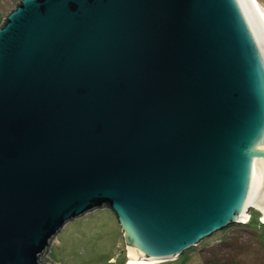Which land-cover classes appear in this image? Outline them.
<instances>
[{
	"label": "water",
	"instance_id": "95a60500",
	"mask_svg": "<svg viewBox=\"0 0 264 264\" xmlns=\"http://www.w3.org/2000/svg\"><path fill=\"white\" fill-rule=\"evenodd\" d=\"M18 2L0 26V264H56L63 226L103 207L126 253L167 261L264 220L248 0Z\"/></svg>",
	"mask_w": 264,
	"mask_h": 264
},
{
	"label": "rangeland",
	"instance_id": "374dc122",
	"mask_svg": "<svg viewBox=\"0 0 264 264\" xmlns=\"http://www.w3.org/2000/svg\"><path fill=\"white\" fill-rule=\"evenodd\" d=\"M264 10V0H257ZM18 0H0V26ZM250 210L245 223L231 224L180 257L155 264H264V224ZM56 264H124L127 253L115 215L103 207L69 221L44 255Z\"/></svg>",
	"mask_w": 264,
	"mask_h": 264
},
{
	"label": "bare ground",
	"instance_id": "6f19581e",
	"mask_svg": "<svg viewBox=\"0 0 264 264\" xmlns=\"http://www.w3.org/2000/svg\"><path fill=\"white\" fill-rule=\"evenodd\" d=\"M248 1H249V4L251 5L252 9L264 19V10L260 6L259 2L257 0H248ZM248 216H247V218H248ZM247 218H246V220H247ZM261 222L264 224V220H262ZM163 261H167V260L140 258V257L132 254L128 250L127 260L124 264H155V263H160Z\"/></svg>",
	"mask_w": 264,
	"mask_h": 264
},
{
	"label": "built area",
	"instance_id": "2783aa9c",
	"mask_svg": "<svg viewBox=\"0 0 264 264\" xmlns=\"http://www.w3.org/2000/svg\"><path fill=\"white\" fill-rule=\"evenodd\" d=\"M19 3V2H18Z\"/></svg>",
	"mask_w": 264,
	"mask_h": 264
}]
</instances>
